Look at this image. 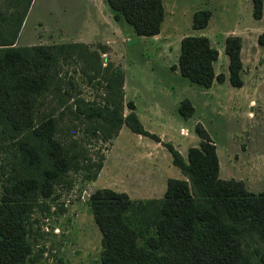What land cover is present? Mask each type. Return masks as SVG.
<instances>
[{"label":"rangeland","instance_id":"374dc122","mask_svg":"<svg viewBox=\"0 0 264 264\" xmlns=\"http://www.w3.org/2000/svg\"><path fill=\"white\" fill-rule=\"evenodd\" d=\"M27 2L0 0V31L5 36L14 35ZM90 3L33 0L15 42L16 47L81 45L61 61L60 87L57 80L52 83L35 111L36 126L51 117L57 120L55 136L67 150L71 170L56 183L53 196L32 199L26 227L33 253L27 264H102L103 235L92 212V195L108 188L147 204L163 199L169 179L186 178L173 165L164 143L148 146L146 141L152 145L157 141L140 138L126 126L110 137L114 130L107 122L79 114L77 106L82 103L88 108H104L109 99L117 98L119 104L121 76L124 117L132 112L127 104L135 102L146 130L161 136L162 142H171L186 158L188 148L199 146L195 128L201 123L217 146L221 177L244 181L255 195L264 193V46L259 43L264 15L261 20L254 18L253 1L164 0L166 18L156 38H140L125 20L114 18L106 30L108 44L76 43V35L87 33L97 16ZM203 10L211 11L212 19L207 29L196 31L194 14ZM187 36L208 37L220 52L217 74L228 76L226 39L242 38L244 86L235 88L227 80L206 89L182 77L175 67L181 41ZM185 99L196 108L189 120L181 118L178 110ZM22 141L46 146L31 131L15 133L0 119V203L7 187L18 179H43V170L52 166L45 155L39 166L29 164ZM152 156L159 163L155 176L148 172ZM128 218L135 228L146 232L149 221L144 214L133 211ZM149 231L152 234L154 227ZM242 240L247 262L261 264V239L245 233ZM145 243L141 238L140 244Z\"/></svg>","mask_w":264,"mask_h":264},{"label":"trees","instance_id":"16d2710c","mask_svg":"<svg viewBox=\"0 0 264 264\" xmlns=\"http://www.w3.org/2000/svg\"><path fill=\"white\" fill-rule=\"evenodd\" d=\"M32 1L28 0L24 7L13 36L0 31V119L15 133L31 131L35 139L45 142L44 147L21 142L29 164L39 166L45 155L52 166L43 170V179L20 178L7 187L0 203V264H27L33 253L26 227V218L33 209L32 199L53 196L56 183L71 170L67 150L55 136L57 120L51 117L36 126L35 111L52 83L57 80L60 87L61 61L72 56L81 45L16 47ZM106 1L115 20H125L137 36L149 38L161 33L166 18L164 0ZM252 1L254 18L261 20L264 0ZM211 19V11L196 12L194 30L207 29ZM259 43L264 46V34ZM242 50V38L228 37L225 53L229 58V76L216 74L220 52L211 40L206 36H187L181 42L175 69L185 79L206 89L227 80L233 87L242 88ZM112 83L110 80V88ZM119 87V104L117 98L109 99L104 108H88L82 103L77 106L79 114L107 122L114 130L110 137L126 126L134 134L162 142L158 135L146 130L134 102L127 104L132 112L124 117L123 76ZM113 104L115 110L110 109ZM195 112L189 99L181 102L179 113L184 119H191ZM195 130L200 145L189 149L187 159L172 143L162 142L172 156L173 165L186 176L169 179L163 199L141 204L132 201L127 193L108 188L92 195V212L103 235L102 264H249L243 234H256L264 243V193L249 192L244 181L222 179L216 144L201 123ZM133 211L141 212L149 221L146 232L135 228L128 218ZM151 227H154L152 234ZM141 238L146 240L144 245L140 244ZM260 263L264 264V253Z\"/></svg>","mask_w":264,"mask_h":264},{"label":"crops","instance_id":"0c3cea01","mask_svg":"<svg viewBox=\"0 0 264 264\" xmlns=\"http://www.w3.org/2000/svg\"><path fill=\"white\" fill-rule=\"evenodd\" d=\"M90 5H92V7L95 10L97 16L94 18V20H92V23L86 28V29H89L87 33L83 32L85 34L78 33L76 35L77 41H75V42L76 43H82V44H94V43L104 44L106 42L108 44V41L106 40V38H108L107 37L108 36V32L106 30H109V28H110V24L109 23H111L112 21H114V15L112 14V11H111V9H110V7H109V5H108V3H107L106 0H99V2H98V0H91ZM161 33H162V31H161ZM161 33L159 35H157V36L149 37V38H156V37L160 36ZM140 38H148V37H140ZM216 74H217V72H216ZM238 89H240V88H238ZM181 102H180V104H181ZM134 104H135V107H136V110L135 111H136L138 117L141 120V116H140V114L138 112V105L135 102H134ZM180 104H179V107H180ZM179 107H178V110H179ZM195 110H196V108H195ZM180 116H181V114H180ZM181 118H183V117L181 116ZM181 120L182 119H180V122H181ZM181 124H182V122H181ZM182 131L187 132L188 130L186 131L185 129H183ZM138 136L140 138H143L144 137V136H141V135H138ZM159 137L162 138L161 136H159ZM144 138H145V140L148 139V137H144ZM199 140L201 141L200 138H199ZM200 141H199V145H200ZM142 142H143V140H142ZM161 143L160 142H156V144L153 143V145H152V144L148 143V141H146V144L148 146H151V147L152 146L154 147L155 145L158 146V144L161 145ZM197 147H199V146H197ZM175 148L178 150V147H175ZM190 148H192V147H190ZM190 148H188L187 157H188V152H189V149ZM178 151L184 156L185 159H187L185 157V155L183 154V152H181L180 150H178ZM218 155H219V153H218ZM219 159H220V156H219ZM172 163H173V159H172ZM220 165H221V161H220ZM158 166H159V163H158L157 156H152V159L150 160V163H148V172L149 173L152 172L153 173L152 175L155 176L156 174H158V170H159V167ZM220 177H221V172H220ZM222 179H224V178H222ZM224 180H226V179H224ZM227 180H229V179H227ZM136 181H137V179H136ZM136 181L134 180L133 183H135L137 185L139 182L137 183ZM166 189H167V186H165L164 195H165Z\"/></svg>","mask_w":264,"mask_h":264},{"label":"built area","instance_id":"2783aa9c","mask_svg":"<svg viewBox=\"0 0 264 264\" xmlns=\"http://www.w3.org/2000/svg\"><path fill=\"white\" fill-rule=\"evenodd\" d=\"M185 132V131H184Z\"/></svg>","mask_w":264,"mask_h":264}]
</instances>
